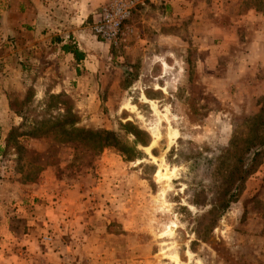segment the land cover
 Masks as SVG:
<instances>
[{"label": "rangeland", "instance_id": "obj_1", "mask_svg": "<svg viewBox=\"0 0 264 264\" xmlns=\"http://www.w3.org/2000/svg\"><path fill=\"white\" fill-rule=\"evenodd\" d=\"M11 3L0 264H264V42L239 53L263 36L264 0H142L111 43ZM99 130L137 143L123 155Z\"/></svg>", "mask_w": 264, "mask_h": 264}, {"label": "crops", "instance_id": "obj_2", "mask_svg": "<svg viewBox=\"0 0 264 264\" xmlns=\"http://www.w3.org/2000/svg\"><path fill=\"white\" fill-rule=\"evenodd\" d=\"M103 1L104 0H13L10 8L12 10L13 7L14 11L16 8H22L21 10L24 14L25 22L34 25V27L35 25L43 28L46 27V30L50 29V31L55 29L61 35L69 36V33L74 30L76 32L84 21L93 20L95 13ZM247 15L253 21L259 19V21L263 22V16L254 10L249 11ZM262 34V37L258 36L249 41L241 42L245 48H241H244V50L239 49L240 59H248L252 54L251 46H259L261 42H264L261 39L263 38L264 40V33L261 32V35ZM54 42L56 44L59 42V46L64 43V41L58 40L57 38H54ZM61 51L74 58L72 53L63 51L62 49ZM77 61L79 62L81 59Z\"/></svg>", "mask_w": 264, "mask_h": 264}, {"label": "built area", "instance_id": "obj_3", "mask_svg": "<svg viewBox=\"0 0 264 264\" xmlns=\"http://www.w3.org/2000/svg\"><path fill=\"white\" fill-rule=\"evenodd\" d=\"M142 0H104L90 23L93 36L103 42H114L123 23Z\"/></svg>", "mask_w": 264, "mask_h": 264}, {"label": "trees", "instance_id": "obj_4", "mask_svg": "<svg viewBox=\"0 0 264 264\" xmlns=\"http://www.w3.org/2000/svg\"><path fill=\"white\" fill-rule=\"evenodd\" d=\"M61 49L63 51H68L72 53V55L76 60L81 58L80 52H78L73 46H70L69 44H62ZM94 133L98 136L97 139L99 140L100 143L102 144L107 143V144H111L112 146H116V148L121 153H123V155L124 154L128 155L130 153V146H134L137 143L136 137H134L131 143H129L127 142V140H124L123 138L119 137L118 134L110 130H99ZM260 145L264 147V139H262ZM257 147L255 148L253 156L258 154L259 150H257L258 149Z\"/></svg>", "mask_w": 264, "mask_h": 264}, {"label": "bare ground", "instance_id": "obj_5", "mask_svg": "<svg viewBox=\"0 0 264 264\" xmlns=\"http://www.w3.org/2000/svg\"><path fill=\"white\" fill-rule=\"evenodd\" d=\"M146 99V98H145ZM168 128H169V126H168ZM170 129V128H169ZM176 134V131L175 130H169L168 132H167V136H170V135H175ZM170 138V137H169ZM155 176H156V178L157 179H160V178H164V179H168L169 178V173L166 171V169H165V171H162V170H160V169H158L157 171H156V174H155Z\"/></svg>", "mask_w": 264, "mask_h": 264}]
</instances>
